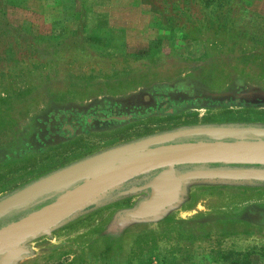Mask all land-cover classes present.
<instances>
[{
  "label": "rangeland",
  "instance_id": "374dc122",
  "mask_svg": "<svg viewBox=\"0 0 264 264\" xmlns=\"http://www.w3.org/2000/svg\"><path fill=\"white\" fill-rule=\"evenodd\" d=\"M232 67L264 71V0H0V165L14 164L0 167V197L132 141L149 128L147 115L183 103L177 93H145L27 119L28 105L42 110L61 88L81 93L80 101L190 69ZM119 118L140 121L129 124L128 139L87 137ZM68 142L75 148L52 149ZM219 188L195 189L192 209L172 213L165 226L132 227L121 249L88 243L111 210L92 213L36 241L37 255L22 264H264V189Z\"/></svg>",
  "mask_w": 264,
  "mask_h": 264
},
{
  "label": "water",
  "instance_id": "95a60500",
  "mask_svg": "<svg viewBox=\"0 0 264 264\" xmlns=\"http://www.w3.org/2000/svg\"><path fill=\"white\" fill-rule=\"evenodd\" d=\"M264 189V126L183 127L116 145L0 197V264L34 258V243L145 193L113 226L157 224L198 188Z\"/></svg>",
  "mask_w": 264,
  "mask_h": 264
},
{
  "label": "flooded vegetation",
  "instance_id": "af4514ba",
  "mask_svg": "<svg viewBox=\"0 0 264 264\" xmlns=\"http://www.w3.org/2000/svg\"><path fill=\"white\" fill-rule=\"evenodd\" d=\"M164 80L166 81L139 84L137 85L139 89L133 86L127 90H118L111 87L103 91H93V95L89 97L90 94H88L86 97L80 99V101L79 98L82 96L81 93H78L76 90H65L61 88L57 93L51 96L49 102L45 104L42 110H39L41 108H38L37 105L33 107L28 105L24 108V111L27 110L26 118L29 119L31 116L35 118L46 113L60 112L59 109L65 110V108L72 105L75 106V111L81 112L87 109H96L97 106H95V104L105 100H128L127 98L130 96L144 98L145 93H149L150 96L154 95V97L158 96L162 98L171 97V95L175 96V93H177V97L180 99L179 102H182L183 105H179L174 108L172 112L167 114L155 113L150 116L147 115L142 122L151 123L147 124L149 128L146 131H140L138 135L130 139L137 140L183 127L212 125L264 126V71L257 72L253 69L242 67L212 70L195 68L190 69L188 73H180L172 76L170 79L166 78ZM145 85L146 87L143 88ZM120 92L123 93L120 94ZM114 93H116V95ZM90 98H94L92 104H83L84 101ZM109 123L111 125L108 127H94L93 131H91L92 133L87 135V137L94 136L99 139H118L121 137L120 139H128V134L133 131L128 129L129 124L137 125L140 121L125 123L123 118H119ZM12 128L15 130L14 126ZM61 145L62 146L52 149L59 152H67L75 148V144H70V142ZM105 149L106 148H103L98 152ZM30 154L28 158L37 156V154ZM2 166L8 168L14 166V164L0 165V167ZM207 189L221 188L210 187ZM194 195V193L191 194L189 201L182 205L181 210L192 209L193 206H191V204L194 202ZM146 196L147 195L143 193L96 211L99 212L109 209L111 213L106 221L101 224L102 226L98 229L96 228L93 239H89L90 242L88 243L93 245L100 239L98 245L103 248L105 246L106 248L113 247V249H121V246L125 244V241L129 237L131 229L127 228L122 230L120 225L114 227L113 223L120 212L138 206ZM226 215H229V213H226ZM172 219L173 214L164 218L157 224L165 226L170 223Z\"/></svg>",
  "mask_w": 264,
  "mask_h": 264
},
{
  "label": "trees",
  "instance_id": "16d2710c",
  "mask_svg": "<svg viewBox=\"0 0 264 264\" xmlns=\"http://www.w3.org/2000/svg\"><path fill=\"white\" fill-rule=\"evenodd\" d=\"M3 167V166H2ZM11 168V167H10ZM2 169V168H1Z\"/></svg>",
  "mask_w": 264,
  "mask_h": 264
}]
</instances>
